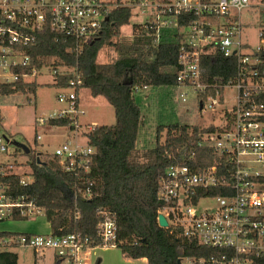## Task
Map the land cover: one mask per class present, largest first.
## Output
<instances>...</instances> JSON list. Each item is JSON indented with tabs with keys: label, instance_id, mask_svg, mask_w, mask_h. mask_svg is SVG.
Segmentation results:
<instances>
[{
	"label": "built area",
	"instance_id": "2783aa9c",
	"mask_svg": "<svg viewBox=\"0 0 264 264\" xmlns=\"http://www.w3.org/2000/svg\"><path fill=\"white\" fill-rule=\"evenodd\" d=\"M119 7L141 16L135 31H152L158 41L163 31L180 30L175 85L180 89V102H187L184 90L190 89L196 97L200 95L199 110L213 109L223 100L225 87L236 90L235 105L231 112H225L224 125L210 131L199 127L194 136L190 129L193 138L179 148L183 160L170 164L159 177L157 215H164L166 227L180 228L182 236L195 239L208 250L204 255L181 257L180 264H264V172L256 167L264 169V0H0V83L32 81L44 68L29 67V56L22 50L47 18L53 30L74 38L80 46L93 39L110 10ZM243 13L258 21L259 44L249 51H244L249 46L241 38L249 26L241 21ZM191 14L195 19L180 26L179 15ZM213 52L236 58L235 74L225 82L207 83L202 78L201 58ZM48 69L55 80L60 69ZM72 71L73 77L56 93L68 107L53 111L45 120L64 118L68 122L66 127L73 136L51 156L64 170L77 175L94 152L87 140L82 143L79 137L86 139L84 133L94 124L83 127L79 121L83 111L76 88L81 80L77 68ZM7 143L0 135V152L6 151ZM198 148L215 150L212 163L202 166L205 155L197 159ZM4 172L0 162V174ZM29 174L28 180L20 177L21 184L32 181ZM222 174L229 175V182L222 180ZM86 182L91 184L88 179ZM89 193L87 186L82 195ZM205 198L215 199L216 205L201 209L199 201ZM35 211L40 210L32 201L13 199L0 186V220L12 213L13 217L27 218ZM102 216L96 224L100 242L96 246H91L80 231L63 236L19 233L0 234V250L15 246L49 249L58 264H82L90 248L116 244L114 221L105 212Z\"/></svg>",
	"mask_w": 264,
	"mask_h": 264
},
{
	"label": "trees",
	"instance_id": "16d2710c",
	"mask_svg": "<svg viewBox=\"0 0 264 264\" xmlns=\"http://www.w3.org/2000/svg\"><path fill=\"white\" fill-rule=\"evenodd\" d=\"M107 16L99 33L80 46L74 38L53 30L47 18L22 51L29 56V67L60 69L53 80L56 87H65L76 67L81 80L77 94L81 88H87L92 96L104 97L113 108L114 123L94 124L91 131L84 133L94 152L77 175L64 170L51 155L40 153V163L36 156L28 162L31 182L23 185L20 183L22 175L4 172L0 174V186L4 194L13 199L32 201L44 214L52 235L80 231L90 240L91 246H96L100 243L96 224L105 212L114 221L115 246L122 254L129 258H145L147 264H178L181 257L204 255L208 250L195 239L182 236L180 228L158 225L160 202L156 192L165 169L183 160L179 148L193 138L189 135L190 129L194 136L200 128L182 122L158 124L153 146L138 148L136 140L141 116L133 92L148 86L176 85L182 35L179 29L173 33L167 30L158 41L152 31H135L134 24L131 41L122 42L120 28L128 24L131 9L113 8ZM195 17V14L179 15V25L187 26ZM104 46L111 47L116 55L108 62H97L98 52ZM201 70L205 82H225L235 74L236 58L224 57L218 52L204 55ZM36 87L35 80L0 83V95L34 93ZM197 98L200 100V95ZM47 122L52 126H68L64 118ZM212 129L213 126L201 127L202 131ZM196 153L197 159L205 155L202 166L212 163L216 155L211 148H198ZM221 178L229 182V175L222 174ZM86 179L91 181L90 185ZM87 186L90 193L82 195ZM10 217L25 218L13 217V213ZM0 234L19 233L2 231ZM0 264H17V255L0 251Z\"/></svg>",
	"mask_w": 264,
	"mask_h": 264
},
{
	"label": "rangeland",
	"instance_id": "374dc122",
	"mask_svg": "<svg viewBox=\"0 0 264 264\" xmlns=\"http://www.w3.org/2000/svg\"><path fill=\"white\" fill-rule=\"evenodd\" d=\"M141 16L132 15L128 24L120 28L119 38L123 42L131 41L133 25ZM241 21L249 22V26L241 33L242 41L249 47L244 51L255 48L258 44V21L247 14L241 15ZM116 53L111 47L104 46L97 55V62H108ZM37 87L32 92H16L10 95H0V135L8 140L6 151L0 152V162L6 172L17 173L25 179L30 177L28 162L37 153L51 155L55 149L73 136L66 126H52L45 119L53 111L68 107L66 101H59L56 93L59 87L53 85V77L48 67H44L36 75ZM180 89L176 86H148L133 92V98L140 108L141 124L138 129L136 146L140 149L153 146L155 141V127L158 124L166 125L173 122L196 124L199 127H222L227 121L225 112H231L235 105L236 90L234 87L223 89V100L213 109L199 110L198 98L190 89L184 90L187 102L182 103L178 98ZM79 94V121L83 127L93 124H112L115 121L112 106L102 96H92L87 88H81ZM209 103V101H205ZM39 136V138H37ZM11 141L26 145L31 152L24 153L21 148L15 147ZM84 143V136L79 137ZM259 171L260 166L256 164ZM215 199L205 198L199 201L201 209L214 207ZM41 211H35L30 217H35ZM42 213V212H41ZM43 214V213H42ZM29 218V217H28ZM27 218L15 219L6 217L0 220V225L8 221L23 225ZM17 254V264H58L54 262V254L49 249L34 251L31 248L11 247L8 249ZM60 264H66L61 262ZM82 264H147L142 258H129L122 254L116 246L101 248L92 247L85 252Z\"/></svg>",
	"mask_w": 264,
	"mask_h": 264
},
{
	"label": "crops",
	"instance_id": "0c3cea01",
	"mask_svg": "<svg viewBox=\"0 0 264 264\" xmlns=\"http://www.w3.org/2000/svg\"><path fill=\"white\" fill-rule=\"evenodd\" d=\"M78 100H79V94H78ZM26 220L27 222L23 225H19L15 223L8 224V221H7L3 223L4 224L3 227H1L2 224L0 225V232L4 231V232H13V233H39V234H50L51 233L50 225L47 222L44 214H42L41 212L33 218L27 217ZM0 251H3V250H0ZM5 251H9V250L7 249ZM142 259L146 261L145 258H142ZM54 262L57 263L55 258H54Z\"/></svg>",
	"mask_w": 264,
	"mask_h": 264
},
{
	"label": "water",
	"instance_id": "95a60500",
	"mask_svg": "<svg viewBox=\"0 0 264 264\" xmlns=\"http://www.w3.org/2000/svg\"><path fill=\"white\" fill-rule=\"evenodd\" d=\"M107 19L108 18H105V20H107ZM199 108H201V104L199 105ZM11 144L15 145V147H17V148H21L24 153H28L30 151V149L26 145H24L22 143H18L16 141H11ZM39 158H40V153H37L36 154V161H37V163H40L41 162ZM157 222H158V225L160 227H166L167 226V221H166L164 215L161 214V213H159L157 215ZM177 263L180 264V260H178Z\"/></svg>",
	"mask_w": 264,
	"mask_h": 264
}]
</instances>
